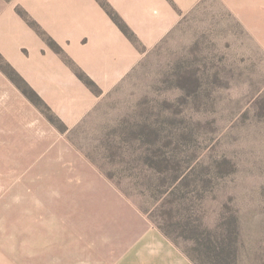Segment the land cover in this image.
Returning a JSON list of instances; mask_svg holds the SVG:
<instances>
[{
	"label": "rangeland",
	"instance_id": "374dc122",
	"mask_svg": "<svg viewBox=\"0 0 264 264\" xmlns=\"http://www.w3.org/2000/svg\"><path fill=\"white\" fill-rule=\"evenodd\" d=\"M179 13L72 129L0 52V264H118L107 208L194 264H264V42L223 0ZM78 225L92 246L63 238Z\"/></svg>",
	"mask_w": 264,
	"mask_h": 264
},
{
	"label": "crops",
	"instance_id": "0c3cea01",
	"mask_svg": "<svg viewBox=\"0 0 264 264\" xmlns=\"http://www.w3.org/2000/svg\"><path fill=\"white\" fill-rule=\"evenodd\" d=\"M105 1L141 43L152 48L180 22L179 11L189 12L202 0ZM223 1L233 7L249 27L257 30L264 42V0ZM0 7V52L69 129L86 119L144 57L96 0H1ZM18 8L23 9L99 86L102 96L93 94L74 70L48 47L18 14ZM6 12L12 15L7 17ZM120 211V216H116L110 208L97 210L103 214V222L122 227L126 235L118 264H194L136 212L125 215L124 210ZM92 214L94 212H86L85 218L77 220L85 223V228L94 229L96 222ZM77 229L63 238L79 246L90 243L92 246L98 238L95 233H85L82 225Z\"/></svg>",
	"mask_w": 264,
	"mask_h": 264
},
{
	"label": "trees",
	"instance_id": "16d2710c",
	"mask_svg": "<svg viewBox=\"0 0 264 264\" xmlns=\"http://www.w3.org/2000/svg\"><path fill=\"white\" fill-rule=\"evenodd\" d=\"M96 1L106 11L108 16L116 24V26L121 30V32L127 37V39L131 41V43L140 51L141 54L145 55L147 53V48L141 43L137 35L126 24V22L122 19V17L105 0H96ZM18 14L29 24L31 28H33L43 38V40L48 45V47L53 52H55L57 55H59L62 58V60L74 70L76 76L92 91L93 94H95L98 97L103 95V92L99 88V86L83 70L77 67V65L71 60V58H69V56L65 53V51L50 36H48L47 33H45L41 29V27L35 21H33L25 11L18 9ZM129 76L130 74L127 77ZM19 77L21 81L30 89V91L33 92L38 97V99L45 105V107L53 113L52 109L29 86V84L21 76ZM23 94L26 95V93H23ZM65 129L66 130L68 129L67 126H65Z\"/></svg>",
	"mask_w": 264,
	"mask_h": 264
}]
</instances>
